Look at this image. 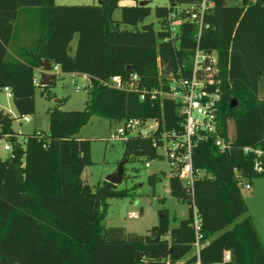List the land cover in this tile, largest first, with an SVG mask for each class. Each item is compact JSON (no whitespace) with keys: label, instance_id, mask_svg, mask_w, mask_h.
<instances>
[{"label":"trees","instance_id":"trees-1","mask_svg":"<svg viewBox=\"0 0 264 264\" xmlns=\"http://www.w3.org/2000/svg\"><path fill=\"white\" fill-rule=\"evenodd\" d=\"M211 1L214 5L206 16L209 28L203 31L200 45L217 51L228 75L229 82L222 85L220 118L225 128L226 120H233L235 136L228 152H219L211 142H202L193 151L194 168L210 175L194 182L205 242L200 259L210 264H264V246L233 172L234 167L242 170L250 183L264 176L253 170L252 155L243 151L245 146L264 149V98L258 96L264 75V0ZM118 2L57 5L54 0H0V89L11 88L18 114L14 118L0 110V137L14 134V119L34 113L37 86L32 80L40 58L58 64L62 73L85 74L91 81L84 109H49L48 131H40V137L36 131L26 134L24 148L14 144L13 155L0 159V264H166L195 259L191 207L188 217L175 227L169 225L167 210H160L158 224L144 235L121 226L105 227L107 199L124 197L128 191L107 180L93 188L81 177L92 161L90 140L77 133L92 115L116 122L158 120L157 131L150 136H129L123 142L125 161L162 159L161 133L180 127L175 101L158 97L141 101L138 92L101 81L115 75L124 80L137 73L141 86H158L157 57L174 70L183 52L188 54L194 46V27H182L177 49L162 42L167 6L153 9L160 24L156 31L152 22H145L152 12L149 5L119 6ZM116 9L121 12L119 19L113 18ZM32 14L34 43L21 45L20 32L28 28L20 27L18 19ZM75 34L78 39L71 54L69 44ZM231 96L237 101L235 107L229 105ZM162 175H149V182L155 185ZM168 182L170 194L189 205L182 181L170 174ZM225 250L230 259L224 262Z\"/></svg>","mask_w":264,"mask_h":264},{"label":"built area","instance_id":"built-area-1","mask_svg":"<svg viewBox=\"0 0 264 264\" xmlns=\"http://www.w3.org/2000/svg\"><path fill=\"white\" fill-rule=\"evenodd\" d=\"M133 1L135 4L139 2L138 0ZM167 1L166 6L169 11L165 18L163 30L166 35L162 38V42L170 43L180 49L182 27L190 24L194 27V46L190 48V52L188 54L183 52L184 57L176 64L174 70L168 69L167 63L157 57L158 86L151 88L141 86L140 77L137 73H132L129 78L124 80L115 75L101 82L108 87L138 92L141 101L147 97H158L170 99L179 105L180 127L178 130L163 131L160 136L162 145L158 148L166 144L169 172L182 181L189 193L190 202L188 206L191 207V225L194 231L193 255H195V259L188 261L187 258H182L177 262H167L166 264H210L200 259V250L205 242L202 240L201 217L194 199L195 180L205 176L210 177V175L205 174L202 169L194 168L193 151L202 142L213 143L222 153L228 152L231 148L235 132L232 134L228 129L229 119L226 120L225 128L220 118L224 92L222 85L224 82H229V78L227 73L223 72L217 51L204 49L200 45L203 31L209 28L206 16L211 11L213 2L211 0ZM41 72L42 67H39L33 76V85H40ZM47 72L54 76L62 73L59 65L53 63ZM1 90L4 91L6 98H12L10 87L4 86ZM21 119L29 121V117L26 115ZM119 123L120 126L111 134L110 139L122 142L134 135L148 137L156 132L159 127V122L155 118L127 119L119 121ZM42 134V132L36 131L37 136L40 137ZM15 136V134L5 135L7 138ZM25 142L26 138L21 137L20 140L15 139L12 143L5 144L4 149L13 155L14 144L24 148ZM243 151L245 154L252 155L253 170L258 174L263 173L264 149L245 146ZM233 172L236 185L239 188H251V183L245 178L242 170L234 167ZM127 217L139 218L140 213L134 210L128 211ZM229 259L230 252L225 250L223 261Z\"/></svg>","mask_w":264,"mask_h":264},{"label":"rangeland","instance_id":"rangeland-1","mask_svg":"<svg viewBox=\"0 0 264 264\" xmlns=\"http://www.w3.org/2000/svg\"><path fill=\"white\" fill-rule=\"evenodd\" d=\"M142 1V0H138ZM152 8L151 14L145 22H152L154 29H160L159 21L156 19L153 9L155 6H166L167 0H145ZM57 5H84L98 4L100 0H55ZM228 4L240 3V0H227ZM120 9L113 12V18L119 19ZM28 22V24H27ZM20 27H26L20 32L21 45L30 46L34 43L35 27L34 14L25 19H18ZM124 27V25H122ZM78 34H75L69 44V52L75 50ZM91 81L83 75H70L58 73L49 86L37 85L34 91V113L28 114L29 121L14 119L11 128L16 135L14 138L20 140L26 134L35 131H48V110L59 107L61 110H82L88 101V91ZM79 88V90H77ZM258 96L264 98V75L258 84ZM0 110L9 113L11 117L17 118L18 114L12 98H6L0 89ZM120 126L119 122L98 115H92L89 121L81 127L77 136L90 140V153L92 163L86 166L81 174L91 187L105 180L109 175L115 174L120 166L123 168V177L116 184L118 189H127L128 194L124 197L108 198L106 215L102 221L105 227L121 226L127 232L144 235L154 225H157L161 214L160 210H167L170 218V227L177 224L178 220L188 217V204L182 199L173 197L169 191V164L166 158V144L158 148L162 159L148 161L145 158L123 161L124 146L120 140L110 139L111 134ZM228 129L234 134V122L229 119ZM12 143V139L5 136L0 137V159L9 157L10 151L4 149L5 144ZM147 163V165H146ZM166 172L165 175H162ZM162 175V180L152 185L148 176L151 174ZM240 193L247 206V215L254 218L257 228L264 242V176L254 178L251 188H239ZM138 211L139 218L127 217L128 211ZM177 217V221L173 220Z\"/></svg>","mask_w":264,"mask_h":264},{"label":"water","instance_id":"water-1","mask_svg":"<svg viewBox=\"0 0 264 264\" xmlns=\"http://www.w3.org/2000/svg\"><path fill=\"white\" fill-rule=\"evenodd\" d=\"M147 4H148V2L145 0L138 2V5H140V6L147 5ZM39 66L42 67V72L40 74V85L41 86L52 85L54 75L47 72L51 68V62L48 59H41L40 58L39 59ZM229 105H230V107H235L238 105L235 97H233V96L230 97ZM123 161H125V160H123ZM122 177H123V168H122V166H120L119 170L115 174L109 175L105 180L116 185L117 183H119L121 181Z\"/></svg>","mask_w":264,"mask_h":264},{"label":"crops","instance_id":"crops-1","mask_svg":"<svg viewBox=\"0 0 264 264\" xmlns=\"http://www.w3.org/2000/svg\"><path fill=\"white\" fill-rule=\"evenodd\" d=\"M55 1V0H54ZM118 5L119 6H131V5H135V3H134V1L133 0H120L119 2H118ZM63 74H70V75H83V76H86L85 74H78V73H63ZM87 77V76H86ZM88 78V77H87ZM77 137H79V136H77ZM79 138H82V137H79ZM166 173V172H165ZM185 219V218H184ZM253 219V222H254V224H255V226H256V229H257V232L259 233V236H260V239H261V242H262V244H263V246H264V242H263V240H262V236H261V233L259 232V230H258V228H257V225H256V222H255V220H254V218H252ZM173 220L174 221H177V217H173ZM179 221L180 220H178V222H177V224L175 225V226H177L178 224H179ZM175 226H173V227H175Z\"/></svg>","mask_w":264,"mask_h":264}]
</instances>
